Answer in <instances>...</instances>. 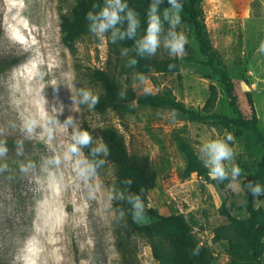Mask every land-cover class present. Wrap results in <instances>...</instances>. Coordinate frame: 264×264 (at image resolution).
<instances>
[{"label":"rangeland","instance_id":"1","mask_svg":"<svg viewBox=\"0 0 264 264\" xmlns=\"http://www.w3.org/2000/svg\"><path fill=\"white\" fill-rule=\"evenodd\" d=\"M76 1L0 0V146L6 148L0 153V264H160L147 238L124 230L131 218L125 212L121 217L117 208L124 200L118 194L124 190L110 160L87 181L71 163L44 167V159L61 153L70 141L71 128L55 131L52 140L40 129L26 134L25 119L46 111L43 96L49 109L63 103L64 111L58 114L61 122L73 115L94 141L111 128L123 136L130 155L147 156L156 173L148 206L163 216L183 215L210 263L229 262L227 217H249L247 178L258 170L264 154L255 132L243 130L237 136V129L147 107H138L123 118L111 108L100 110L98 104L93 109L80 105L79 112H74L71 90L64 83L74 85V92L91 88L100 98L103 89L90 75L101 70L138 93H147L145 88L153 94L170 91L186 108L197 111L214 87V113L235 118L227 86L216 72L222 68L239 109L249 119L253 106L264 135V0L202 2L215 52L213 65L200 52L183 11L177 30L188 38L184 55L172 56L164 46L169 27H163L161 45L153 55L178 58L181 70L151 72L153 80L127 73L128 53L121 56L120 42L112 43L107 33L103 39L90 32L69 44L63 40L61 18L72 14ZM226 133L234 136L232 163L241 168L236 190L229 186L231 177L217 181L188 173L178 146L183 139L199 154L202 143ZM254 204L264 208V198L255 199ZM134 221L143 224L146 219ZM221 227L226 229L219 239L216 234Z\"/></svg>","mask_w":264,"mask_h":264},{"label":"trees","instance_id":"2","mask_svg":"<svg viewBox=\"0 0 264 264\" xmlns=\"http://www.w3.org/2000/svg\"><path fill=\"white\" fill-rule=\"evenodd\" d=\"M204 0H184L183 11L188 16L193 28V34L198 43L200 52L208 59V63L213 65L215 62V52L205 24L202 2ZM130 8L138 14L140 25L137 35L134 38L119 40L120 47L128 49V60L135 57L137 64L129 67L128 74L136 73L143 76V79L153 80L151 72L164 74H176L181 70V62L178 58H155L152 56H139L135 50V41L144 35L147 27V14L150 5L139 0H127ZM104 6V0H77L70 16H62L61 31L63 40L71 43L74 40L90 33L86 14L89 11L97 12ZM167 0L159 4L158 12L163 21V12L169 8ZM127 27V21L122 26ZM163 27H169L167 21H163ZM109 30L108 35H110ZM127 60V61H128ZM169 64L175 67L169 68ZM216 72L221 76L223 83L227 86L230 95V105L236 115L229 118L224 115L214 113L217 103V92L214 87L204 107L200 110L186 108L172 95L170 91L163 94L138 93L130 86L122 85L116 76L108 72L95 70L90 77L98 82L103 93L99 98L98 108L103 110L111 108L119 117L123 118L126 114L135 112L138 107H147L153 110L177 112L187 117L190 121L206 125H214L227 130L237 129V136L243 130L254 131L264 152V135L258 129V118L252 106V114L248 119L239 109L236 97L230 88V78L222 68H216ZM123 91L124 97L119 93ZM102 140L109 147V155L105 158L110 160L120 177L122 189L124 190V200L117 204L119 211L127 214L130 221L125 223L128 227L124 230L129 233L133 231L142 235L149 241L153 256L160 264H211L204 254V247L193 236L191 227L183 215L163 216L157 210L148 206V194L156 185V173L147 156L130 155L127 150L125 140L121 134L115 130L107 128L102 132ZM179 149L186 159V171L190 174L209 179L208 169L204 167L199 154L196 150L183 139H179ZM90 147L83 149L85 155L89 154ZM106 164V163H105ZM127 178L132 179L131 185H125L123 181ZM249 181L259 182L264 185V154L258 170L248 176ZM139 194L144 203V215L141 219H146L145 223L139 224L132 217V205L128 202L129 194ZM249 193L247 202V212L249 217L237 219L228 215L230 236L228 241L227 254L229 262L225 264H264V208L255 207L254 200H262L264 194L253 197ZM124 222V221H123ZM225 227L217 231V238H221ZM199 251L193 254V250Z\"/></svg>","mask_w":264,"mask_h":264},{"label":"clouds","instance_id":"3","mask_svg":"<svg viewBox=\"0 0 264 264\" xmlns=\"http://www.w3.org/2000/svg\"><path fill=\"white\" fill-rule=\"evenodd\" d=\"M163 0H153L148 8L147 27L144 35L135 41V50L139 56L155 55L157 49L161 45V33L163 31V21H167L169 31L167 38L163 43L169 49V54L175 57H182L185 53V45L188 43V38L183 30H177L182 23L181 13L183 12L184 0H167L169 8L163 12V21L161 14L158 12L159 4ZM88 29L97 37L103 39L106 33L110 35L108 38L112 43H116L117 39L124 40L125 38H134L137 35V29L140 25L137 12L130 8L127 0H104V6L97 12L89 11L86 14ZM127 21V27L122 30L120 26ZM264 48V44H261ZM128 49H121V56L127 55ZM137 59L135 57L127 61V66H135ZM175 67L174 64H169V68ZM143 80V76L139 77ZM67 87L71 90V101L74 112H79V106L85 105L89 109L95 108L99 103V95L94 93L91 88L80 87L73 91L74 85L65 81ZM149 90L145 88V92ZM120 97H124V92L119 93ZM46 111L38 112L28 116L23 122V128L28 136L36 133L37 129L47 134L48 140L54 138V132L59 129H70V141L63 146V150L59 154H53L43 161L44 167L49 165L59 166L62 163H71L76 174L87 181L94 177L97 169L106 163V157L109 155V147L103 142L102 138H97L94 141L93 134L86 128H82L77 123V118L73 115H68L63 122L58 118V114L64 111L63 103L59 107L53 106L51 109L47 107L48 101L43 96ZM234 141L232 133H226L223 138L212 139L202 143L199 147V159H201L205 168L208 169V176L217 181H224L231 177L229 186L234 190L239 188L237 177L241 173V168L232 163L234 160V150L230 146V142ZM90 147L89 154L85 155L83 149ZM6 151V148L0 146V153ZM231 165L230 167L228 165ZM22 170H25L22 168ZM132 179L127 178L123 181L125 185H131ZM248 192L253 197H259L264 194V185L259 182L253 183L249 181L246 185ZM114 197L110 194L108 200L111 201ZM119 199H124L123 192L118 194ZM128 202L132 205V217L134 220H140L144 213V203L139 194H129ZM123 211L120 216L123 217ZM199 249L193 250V254L198 253Z\"/></svg>","mask_w":264,"mask_h":264}]
</instances>
